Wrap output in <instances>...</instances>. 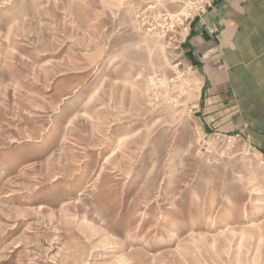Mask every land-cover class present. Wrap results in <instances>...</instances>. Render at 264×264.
<instances>
[{
    "label": "rangeland",
    "instance_id": "rangeland-1",
    "mask_svg": "<svg viewBox=\"0 0 264 264\" xmlns=\"http://www.w3.org/2000/svg\"><path fill=\"white\" fill-rule=\"evenodd\" d=\"M200 1L0 0V264H264V155L148 8Z\"/></svg>",
    "mask_w": 264,
    "mask_h": 264
},
{
    "label": "crops",
    "instance_id": "crops-1",
    "mask_svg": "<svg viewBox=\"0 0 264 264\" xmlns=\"http://www.w3.org/2000/svg\"><path fill=\"white\" fill-rule=\"evenodd\" d=\"M183 49L199 77L201 127L264 155V0H214Z\"/></svg>",
    "mask_w": 264,
    "mask_h": 264
},
{
    "label": "built area",
    "instance_id": "built-area-1",
    "mask_svg": "<svg viewBox=\"0 0 264 264\" xmlns=\"http://www.w3.org/2000/svg\"><path fill=\"white\" fill-rule=\"evenodd\" d=\"M193 1V0H192ZM214 0H201L198 2V7H192V11L188 10L186 17L178 16L179 13H171L168 10L164 9H158L159 12H156V15L154 14L155 7L149 6V11L153 13L152 17H157L158 19H162L164 27L166 26V29L164 31V36H168L169 33H171L174 29H181L180 34V44H182L189 33V27L192 21L197 17L200 18L205 12L211 8L212 2ZM179 4L183 3V0H177ZM191 2V1H190ZM190 2H188L190 4ZM157 10V9H156ZM153 19V18H152ZM151 19V21H153ZM185 23V26H184ZM184 27V28H183ZM184 32V33H182Z\"/></svg>",
    "mask_w": 264,
    "mask_h": 264
},
{
    "label": "bare ground",
    "instance_id": "bare-ground-1",
    "mask_svg": "<svg viewBox=\"0 0 264 264\" xmlns=\"http://www.w3.org/2000/svg\"><path fill=\"white\" fill-rule=\"evenodd\" d=\"M119 143V142H118ZM118 146V145H117ZM117 152V149L114 147L113 149H112V152H111V154H110V156H112L113 154H115ZM208 162V161H207Z\"/></svg>",
    "mask_w": 264,
    "mask_h": 264
}]
</instances>
